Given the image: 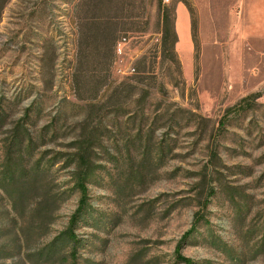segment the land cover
<instances>
[{
	"label": "rangeland",
	"instance_id": "1",
	"mask_svg": "<svg viewBox=\"0 0 264 264\" xmlns=\"http://www.w3.org/2000/svg\"><path fill=\"white\" fill-rule=\"evenodd\" d=\"M0 109V264H264V0H0Z\"/></svg>",
	"mask_w": 264,
	"mask_h": 264
},
{
	"label": "trees",
	"instance_id": "2",
	"mask_svg": "<svg viewBox=\"0 0 264 264\" xmlns=\"http://www.w3.org/2000/svg\"><path fill=\"white\" fill-rule=\"evenodd\" d=\"M162 14H161V21H162V37H161V45L162 47H166L169 43V48L173 50L174 45L177 42V34L173 26L170 27L169 21H170V12L166 5L160 6ZM174 55V54H173ZM4 110L0 109V126L4 123ZM29 116L27 115L26 122L17 121L14 124V127L11 130L10 135V143L9 147L12 149H21L22 146H24L27 150L30 148V144L33 140V137L30 133H28L27 126L24 125V123H30L28 122ZM47 133V132H46ZM46 133H41L40 140H44L45 137H47ZM74 164L76 168H78V172L75 173V175L72 178V186L71 188H75L80 196L78 200V205L76 209L74 210L73 214L70 216L68 221V229H65L62 231V239L69 243L72 248L75 247L78 243V238L76 234L74 233V228L78 220H80V216L82 211L84 210L86 206L87 201V192H88V186L87 181L91 179L92 171L91 169L88 170L86 162V156L85 151L82 148V151L77 156V159L74 160ZM82 164V165H81ZM37 165V163H36ZM81 166L84 167V170L81 171ZM41 169L44 166H40ZM39 168V167H37ZM87 170V171H86ZM201 219V217H196L195 224ZM183 261V264H192L191 259L189 258H181Z\"/></svg>",
	"mask_w": 264,
	"mask_h": 264
},
{
	"label": "crops",
	"instance_id": "3",
	"mask_svg": "<svg viewBox=\"0 0 264 264\" xmlns=\"http://www.w3.org/2000/svg\"><path fill=\"white\" fill-rule=\"evenodd\" d=\"M175 31L177 34V42L176 44L178 45V50L179 49V43H180V37H181V33L183 34V36L186 37V39H188V29H187V22L184 16V11L181 7L177 8V16H176V22H175Z\"/></svg>",
	"mask_w": 264,
	"mask_h": 264
}]
</instances>
